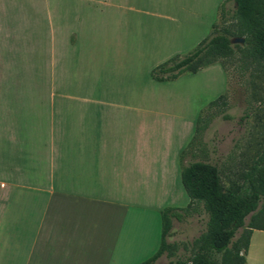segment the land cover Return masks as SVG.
<instances>
[{
    "label": "crops",
    "instance_id": "1",
    "mask_svg": "<svg viewBox=\"0 0 264 264\" xmlns=\"http://www.w3.org/2000/svg\"><path fill=\"white\" fill-rule=\"evenodd\" d=\"M191 10V0H0V45L14 46L5 60L24 59L27 67L23 52L58 62L72 51L96 62L97 77L120 65L113 61L147 55L149 73L176 57L161 54L182 24L168 21L157 38L156 20L146 26L154 29L151 37L94 39L96 13L104 19L111 11L156 16ZM12 67L15 77L18 64ZM16 90L9 87L0 98V264H140L156 253L161 210L172 190L183 198L179 156L191 141L192 121L188 138L175 145L161 121L167 118L150 102L87 98L52 87L46 100L34 103L26 88L20 96ZM246 264H264L263 229L252 231Z\"/></svg>",
    "mask_w": 264,
    "mask_h": 264
},
{
    "label": "rangeland",
    "instance_id": "2",
    "mask_svg": "<svg viewBox=\"0 0 264 264\" xmlns=\"http://www.w3.org/2000/svg\"><path fill=\"white\" fill-rule=\"evenodd\" d=\"M191 9L190 13L174 12L156 16L111 11L104 19L98 12L94 18L96 28H93L91 35L94 39L151 37L149 32L153 33L154 29H146V26L157 20L156 22L160 23V34L157 29V38L166 33L167 30L163 32L165 23L179 21L181 27L176 26L172 29L175 39L170 45H163V53L160 56L182 58L190 54L215 29L219 30L224 25L235 22L233 0H191ZM141 20L143 23L139 25ZM22 30L19 29L18 32L21 34ZM143 31L149 34H143ZM17 40L22 42V38ZM94 45L96 48L102 47L99 42H95ZM19 46L23 50L25 46L28 47ZM13 49L12 45H0L1 99L6 97L9 87L11 91L14 87L17 89V96L23 95L26 88L30 92L27 91L30 95L28 101L40 103L41 100L47 99V91L50 88L57 87L70 93L75 91L74 95L87 98L150 102L153 111L159 112L161 118H167L161 121L164 120L166 124L168 122L165 134H168L167 137L172 136L173 139L176 137L175 145H182L184 136L185 139L188 138L187 123L190 119L193 124L192 138L189 144L181 149L180 172L181 165L206 159L218 165L225 189L236 188L245 184L248 171L264 151V73L256 70L250 59L239 50L230 57L219 58L197 73L184 72L177 78L156 82L153 80L152 71L165 61L157 62L151 72L147 73V67L151 63L147 55L137 56L133 61H110L112 65H120L116 67L110 65L108 72L101 71L97 77L98 69L94 66L96 62L81 60L78 54L72 51L59 58L58 62L50 58L48 61L40 60L39 57H37L39 60H34L35 57H29V54L23 52V56L29 60L27 67L24 59L21 62L5 60L8 54L13 55ZM14 63L18 64L16 71L18 73L15 77L9 75V71L13 69L10 66H14ZM21 64L23 67H20ZM37 66L39 70L35 71ZM150 80L152 83H148ZM95 86L101 88L100 90H103V86L115 90L104 94L98 92L99 89H95ZM94 90L97 92L92 93ZM214 101L216 103H212ZM199 116L202 119L208 118L209 124L205 129L196 132ZM181 190L183 198L177 196L178 192L174 189L172 197L163 207L188 206L190 198L183 185ZM175 193L176 201L173 197ZM178 197L180 198L177 201ZM195 207L196 210L192 214L181 220L177 217L172 218V234L168 236L167 241L177 244V248L173 256L164 253L167 254L166 257L158 264H169L170 261L177 259L186 260L195 252L194 243L206 230L208 221V214L202 205ZM250 218L251 214L246 217V223ZM241 231L242 229H239L234 239L240 236ZM218 258L220 261L221 254Z\"/></svg>",
    "mask_w": 264,
    "mask_h": 264
},
{
    "label": "trees",
    "instance_id": "3",
    "mask_svg": "<svg viewBox=\"0 0 264 264\" xmlns=\"http://www.w3.org/2000/svg\"><path fill=\"white\" fill-rule=\"evenodd\" d=\"M233 1V24L215 29L184 58L176 56L160 64L153 69V77L162 81L177 78L184 72L197 73L237 50L250 59L256 70L264 73V0ZM232 36L243 37L245 41L233 43ZM208 124V118L199 116L196 132ZM181 166L182 183L191 202L184 208L169 206L161 210L160 248L140 264H155L164 253L174 255L177 244L167 241L172 234V218H185L196 210L195 205H202L208 214L207 228L195 241L196 249L189 259H177L169 264H246L252 231L264 230V151L248 171L245 184L236 188L225 189L218 165L206 159ZM239 229H242L240 236L234 239Z\"/></svg>",
    "mask_w": 264,
    "mask_h": 264
},
{
    "label": "water",
    "instance_id": "4",
    "mask_svg": "<svg viewBox=\"0 0 264 264\" xmlns=\"http://www.w3.org/2000/svg\"><path fill=\"white\" fill-rule=\"evenodd\" d=\"M233 43H244V38L243 37H235L232 39Z\"/></svg>",
    "mask_w": 264,
    "mask_h": 264
}]
</instances>
